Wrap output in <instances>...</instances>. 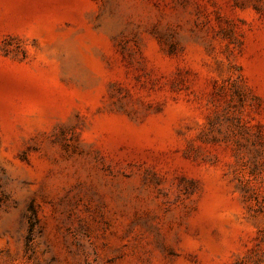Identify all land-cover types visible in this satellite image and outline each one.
I'll use <instances>...</instances> for the list:
<instances>
[{
	"label": "rangeland",
	"instance_id": "1",
	"mask_svg": "<svg viewBox=\"0 0 264 264\" xmlns=\"http://www.w3.org/2000/svg\"><path fill=\"white\" fill-rule=\"evenodd\" d=\"M0 264H264V0H0Z\"/></svg>",
	"mask_w": 264,
	"mask_h": 264
}]
</instances>
